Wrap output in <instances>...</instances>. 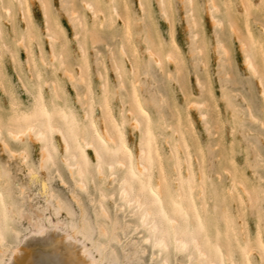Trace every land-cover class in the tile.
Masks as SVG:
<instances>
[{
	"label": "snow or ice",
	"instance_id": "1",
	"mask_svg": "<svg viewBox=\"0 0 264 264\" xmlns=\"http://www.w3.org/2000/svg\"><path fill=\"white\" fill-rule=\"evenodd\" d=\"M14 7L0 3V12L8 10L9 23ZM24 7L21 3V11ZM154 7L142 0L133 19L127 4L121 6L116 0H60L58 6L56 0H41L43 28L31 22L29 13L25 27L17 30L13 24L11 31L0 15V25H4L0 27V88L7 98L6 119H0V264H16L11 257L22 237H46L50 232L59 239L47 241V246L67 259L47 264H264V33L257 40L249 31L248 39L241 41L250 78L260 83L257 99L232 91L228 65L220 72L218 61L219 96L205 82L201 102L190 105L202 113L207 110L201 121L208 142L206 148L196 145L194 162L182 109L174 108L173 119L168 120L164 112L171 103L165 95L154 93L152 106L147 108L137 91L141 74L144 79H156L153 65L162 71L164 61L175 64L179 77L181 62L186 60L174 44L165 52L166 45L157 47L149 39ZM158 7L160 18L172 24L181 5L160 0ZM201 7L185 0L183 19L192 18L190 28L193 24L198 28L196 16ZM206 7L215 26L221 7L227 12L240 6L225 0L223 5L212 2ZM242 7L245 17L252 11L264 15V0ZM63 16L72 25L71 39L59 23ZM134 25L143 28L137 35L143 38L146 63L135 51ZM109 38L120 39L119 60L115 48L108 49L115 81L106 75L111 71L108 53L101 57L99 52ZM125 41L133 49L134 58L129 60L124 59ZM21 48L28 57V73H24V61L17 71L29 96L27 106L17 100L4 73L9 61L17 65ZM220 48L218 39V53ZM93 54L100 77L103 132L95 119H89L96 106ZM192 62L200 84L198 69L206 65L202 48L192 52ZM61 74L64 83L71 82L77 92L83 119L69 106L59 86ZM129 85L130 95H126ZM117 98L119 117L111 106ZM221 101L223 107H217ZM128 125L140 132L138 156L135 144L129 147L125 141ZM229 131L231 144L227 143ZM57 133L64 141L62 156L50 147ZM161 133L168 145L167 166L160 150ZM33 139L40 146L38 159ZM81 144L93 149L95 163L85 156ZM237 145L244 157L242 168L235 162ZM209 155L221 161L219 168L213 164L209 170ZM38 170L47 179L37 186ZM249 217L255 222L254 234Z\"/></svg>",
	"mask_w": 264,
	"mask_h": 264
},
{
	"label": "rangeland",
	"instance_id": "2",
	"mask_svg": "<svg viewBox=\"0 0 264 264\" xmlns=\"http://www.w3.org/2000/svg\"><path fill=\"white\" fill-rule=\"evenodd\" d=\"M215 3L219 5H223L225 0H213ZM245 1V0H243ZM247 2H251L253 4H259V0H246ZM118 4L123 6L127 4L128 13L131 14L133 19L136 18V14L139 11L140 4L142 0H116ZM166 2H171L174 4L181 5L178 14L174 18V22L169 24L168 21L160 18L159 12L160 9L158 7V0H143L145 5H154V9L152 12L154 15L152 16V25L151 31L149 33V39L153 40L157 47L163 43L167 47L164 49L166 52L172 44L175 45L176 48L180 50V53L186 57V60H182L181 62V74L177 77V66L175 64L169 65L166 61H164V67L161 71L153 65V73L156 76V79L149 77L148 79L143 78V74H141V79L139 80V88L138 93L141 101L147 108H151V102L153 100V95L157 91L161 95H165L171 103V107L167 108L164 112V117L168 120H172L174 116L173 109L181 108L182 109V117L184 121L183 130L187 136V140L189 146L192 150L193 161L195 162V155L197 151L196 145L204 146L206 148L208 142V133L205 130L204 124L201 121V115L207 114V110L202 113L196 107H191L190 105H194L200 103V95H201V85L205 82L209 84V87L212 89V93L215 96H219L220 93V77L217 75L218 67L217 62H220L219 71H225V65H228V72L231 76V90L234 92H238L240 94H247L249 97L253 99H257L259 97L260 91V83L258 79L250 78L249 71L246 69L244 64V56L241 52V42L240 40H247L248 33L251 31L254 38L259 40L261 34L264 33V15L257 13L256 11H252L249 17H245L242 13L240 7H234L227 12V14L223 17V13L220 10V14L217 17L218 23L214 26L213 22L209 19L207 14V5L212 1L208 0H194L195 3L201 5L202 7L197 9L196 20L198 21V28L196 25L189 27L191 17L188 20H184V9L183 4L185 0H166ZM228 3L239 5V0H227ZM0 3L14 4L15 7L12 9V22H8V10L5 8L0 15L4 17V25H6L9 31L12 30L13 24L15 25L17 30H22L25 27V16L31 13V22L37 28H43L45 25V17L43 11L40 8L41 0H31L29 12L25 8L24 11H21L20 4L18 0H0ZM60 0H56L57 6L59 5ZM245 3V2H244ZM223 9V7H221ZM220 8V9H221ZM224 10V9H223ZM121 11L124 9L121 7ZM229 16V17H227ZM229 18V20L227 19ZM190 19V20H189ZM222 22V23H221ZM228 22H231L233 26L229 28ZM59 23L63 27L65 33L69 34V39H71L72 33V25L69 22L67 16H63L59 18ZM4 25H0L3 27ZM229 25H231L229 23ZM196 26V27H195ZM195 27V28H194ZM237 29H235V28ZM171 28V31H170ZM233 28V30H231ZM229 29V30H228ZM138 31H143V28H137L135 25L133 27V42L136 45L135 51L140 52L142 55L143 61L146 63L147 56L143 53V38L137 35ZM196 35V38L194 36ZM193 38V39H192ZM195 39V40H194ZM219 39L220 43V52H217V40ZM110 42L104 48H100L99 52L101 57L108 53L107 67L111 70L107 75V78L110 81H115L117 79L114 66L112 63V53L108 52L109 48H115V56L116 59L121 58V54L119 51L120 47V39L117 38L115 41H112L109 38ZM194 40V41H193ZM194 42V43H193ZM240 42V44H239ZM240 45V46H239ZM194 47V48H193ZM240 47V48H239ZM125 48L127 52L124 55L125 60H129L133 57V49L128 47L127 42L125 41ZM203 49V60L206 62L205 64H201L199 71V80L200 84H198V76L197 69L193 66L192 62V52L196 51L199 53L200 49ZM223 51V52H222ZM226 51V52H225ZM225 53H230L229 56H225ZM35 56L39 59L40 51L37 48L35 51ZM111 56V57H110ZM199 58V57H198ZM28 57L24 54L23 48H21L19 53V59L17 65L15 67L12 66L11 61H9L8 65L4 68V73H6L7 79L9 81L10 87L15 89L17 100L27 106L29 101L28 93L25 91V83L21 81V74L17 71L20 65V61H24V73H28V65L26 63ZM103 65V60H102ZM91 67L93 71V79H92V90L93 94L96 96V106L89 113V119H95L97 121V128L102 132V121L101 115L98 107V103L101 100V92H100V77L96 72V57L95 54L92 55ZM123 67V65H122ZM129 71L131 70V65H128ZM42 70V69H41ZM172 74L171 79H169V74ZM79 75V71L77 70V76ZM258 81V82H257ZM47 83H51V79L47 81ZM21 84V85H20ZM23 86V87H22ZM63 88L65 96L68 98L69 106L73 109L74 112L83 119L84 109L77 102V92L74 90L73 84L71 82L64 83L63 74H61V83L59 85ZM22 88V89H21ZM24 88V89H23ZM129 91L126 95H130V85L128 86ZM22 90V91H21ZM83 95V92H81ZM207 96V93H205ZM91 99V98H90ZM7 103V98L3 93V89L0 88V119H6L3 115L4 107ZM126 104H130V100L125 101ZM192 103V104H190ZM100 105V104H99ZM115 110L116 117L120 115L121 104L119 99L117 98L113 104L111 105ZM217 107H223V101L220 102ZM127 111V109H126ZM219 115V113L217 114ZM228 116H231V112H228ZM170 135V134H169ZM125 141L132 147L135 144V149L139 140V132L133 131L130 129L129 125L124 129ZM161 153L165 155V163L167 166V142L164 134L161 133ZM213 136H215V132H213ZM231 134L229 131L227 143L231 144ZM215 148V144L212 145ZM32 150L35 156L39 157L38 150L36 145L32 144ZM0 151H2V146H0ZM220 154L217 153V156ZM91 158V154L89 155ZM235 162L241 166L244 164V157L241 154V150L239 145L236 148V156ZM213 164L217 168L220 167L221 161L219 159L213 160L212 156L209 155L207 157V166L209 170H213ZM46 180V175H41L40 171H37V181L35 182L38 186L40 180ZM70 179V177H69ZM117 187V186H116ZM111 191H109V197L111 196ZM117 196H118V187H117ZM110 202V201H109ZM249 221L251 222V231L253 234L255 233V222L249 217ZM57 233L55 236L47 235L46 237L35 236L29 237L27 240L21 238V244H24L23 241H27L30 248H33L34 252L29 257L30 263L33 264L36 260L38 262H34V264L45 263L48 261L56 260V259H67L64 256H58L54 254L53 249L47 246V241H54L55 237H58ZM42 245V246H41ZM45 246V247H43ZM42 248V249H41ZM43 250V251H42ZM35 257V259H31ZM37 257V258H36ZM258 261V256L255 257Z\"/></svg>",
	"mask_w": 264,
	"mask_h": 264
},
{
	"label": "bare ground",
	"instance_id": "3",
	"mask_svg": "<svg viewBox=\"0 0 264 264\" xmlns=\"http://www.w3.org/2000/svg\"><path fill=\"white\" fill-rule=\"evenodd\" d=\"M209 1V0H208ZM210 1H212V2H214L213 0H210ZM260 1V0H259ZM18 2H19V4H21V3H24V5H25V7H24V9L26 8L27 9V11L29 12V9H30V3H31V0H18ZM244 2L246 3L247 1L245 0V1H243V0H239V4H240V8H241V11H242V13L244 14V9H243V7H242V5L244 4ZM159 3H160V0H158V5H159ZM211 3V2H210ZM24 9H23V11H24ZM221 10V12L223 13V17L224 16H226L227 14H225L224 12H226L225 10H223L222 8L220 9ZM207 14H208V11H207ZM221 15V14H220ZM208 17H209V19L212 21V17L210 16V15H208ZM227 17H229V16H227ZM228 20H229V18H227ZM190 20V19H189ZM192 20V19H191ZM191 20H190V22H191ZM190 22H189V24H190ZM213 22V21H212ZM217 23H218V21H217ZM229 23L231 24V25H229ZM195 24H193L192 26H194ZM228 26H230L229 28H231V26H233V24L231 23V22H228ZM190 27V26H189ZM196 27V26H195ZM194 27V28H195ZM233 28H235V27H233ZM233 28L231 29V30H233ZM235 29H237V28H235ZM229 30V29H228ZM238 30V29H237ZM194 36H195V38H196V35L194 34ZM193 39V38H192ZM195 40V39H194ZM193 40V41H194ZM240 42H241V40H240ZM240 42H239V44H240ZM194 43V42H193ZM240 46V45H239ZM194 48V47H193ZM240 48V47H239ZM167 52V51H166ZM223 52V51H222ZM226 52V51H225ZM243 54V53H242ZM111 57V56H110ZM167 62V61H166ZM244 64H245V59H244ZM168 63V62H167ZM173 65V64H172ZM245 67H246V69L248 70V68H247V66H246V64H245ZM131 71V70H130ZM259 81V80H258ZM257 81V82H258ZM21 85V84H20ZM23 87V86H22ZM22 89V88H21ZM24 89V88H23ZM22 91V90H21ZM27 93V92H26ZM46 98H47V95H46ZM76 98H77V95H76ZM101 105V100L99 101V103H98V107H99V111L101 112V107H100V105ZM190 104H192V103H190ZM193 104H195V103H193ZM194 108V107H193ZM195 109V108H194ZM128 119L130 120L131 119V117H128ZM101 121H102V132H103V129H104V126H105V121H104V118L101 116ZM129 127H130V129H132L133 131H138V130H136V129H134L131 125H129ZM139 132V131H138ZM125 137V136H124ZM53 141H54V143L53 144H51L50 145V147H52V148H54L56 151H58L59 153H60V155L62 156L63 155V151H64V141L61 139V137L59 136V134L57 133L53 138ZM32 144H34V145H36V147H37V150H38V155H39V151H40V146H39V144L35 141V139H33V141H32ZM139 144H140V132H139V140H138V144H137V146H136V154H137V156L139 155ZM81 147L83 148V151H84V154H85V156H88L89 158H90V154H91V158H90V160L92 161V163H95V153H94V151H93V149L91 148V147H84L83 146V144H81ZM181 159H183V153L181 154ZM117 187H118V184H117ZM116 187V188H117ZM111 197V196H110ZM50 235H52V237L53 236H55V232H50L49 233ZM48 234V235H49ZM58 235V234H57ZM37 237V236H36ZM31 238V237H30ZM23 239V238H22ZM56 239H59V236L58 237H55L54 238V240H56ZM24 242V244H22V245H20L17 249H16V251H15V253L14 254H12V259L13 260H15L16 261V264H28L27 263V261L30 263V259H29V257L31 256V254L34 252L33 250V248H30V246H29V244L27 243V241H23ZM42 246V245H41ZM43 247H45V246H43ZM42 249V248H41ZM43 251V250H42ZM258 256V255H257ZM37 258V257H36ZM29 259V260H28ZM33 259H35V257H33L32 259H31V262H32V260ZM258 259H259V256H258ZM39 261V260H38ZM38 261H34V262H38ZM34 262H33V264H34ZM36 264H38V263H36ZM40 264H43V263H40ZM45 264V263H44Z\"/></svg>",
	"mask_w": 264,
	"mask_h": 264
}]
</instances>
